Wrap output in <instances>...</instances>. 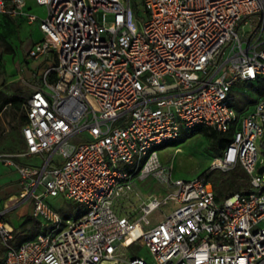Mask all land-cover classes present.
Returning <instances> with one entry per match:
<instances>
[{"label":"built area","instance_id":"2783aa9c","mask_svg":"<svg viewBox=\"0 0 264 264\" xmlns=\"http://www.w3.org/2000/svg\"><path fill=\"white\" fill-rule=\"evenodd\" d=\"M34 1L43 16L0 0L38 25L27 58L53 60L23 104L24 149L0 152L19 176L10 207L28 204L38 232L14 244L0 213V264H264V97L242 114L231 98L264 79V0ZM196 126L232 131L211 168H240L246 191L217 200L208 177L170 174L159 145ZM148 178L161 197L143 195ZM57 197L82 206L75 220ZM136 244L151 261L122 251Z\"/></svg>","mask_w":264,"mask_h":264},{"label":"rangeland","instance_id":"374dc122","mask_svg":"<svg viewBox=\"0 0 264 264\" xmlns=\"http://www.w3.org/2000/svg\"><path fill=\"white\" fill-rule=\"evenodd\" d=\"M133 9L136 12V5L139 0H132ZM43 8H33V14H40ZM142 14V10L139 11ZM245 27L254 28L252 21ZM241 33L242 29H237ZM36 28L22 27L17 32L13 23L6 16L0 17V103L6 98L18 97L27 99L30 96L32 87L42 82L44 71L52 66L53 60L48 59H28L26 54L28 46L37 37ZM27 58V59H26ZM233 106L238 114L248 112L254 103L260 99L256 93L255 83H238L231 94ZM25 115L24 108L17 109L13 105H7L0 112V152H17L23 148L21 129L23 127L22 117ZM258 149L257 169L264 167V146L260 140L256 141ZM160 158L168 168L170 174L183 180H192L201 174L208 172L212 182L223 191H235L234 183L247 185L244 180V173L240 170L228 172L211 168L213 161V149L210 140L198 133L185 139L177 148L167 147L160 151ZM21 163L31 166L42 165L43 160L40 155L23 158ZM122 171H127V166L121 165ZM10 174V171H7ZM12 175V174H10ZM237 179V180H236ZM139 189L148 198L151 196L161 197L164 194L163 188L148 178L140 183ZM9 201L0 203V213H3L2 221H7L14 228L13 243L32 237L37 232V224L30 215L28 204L11 206ZM49 205L56 210L64 219L75 220L82 206L60 197L48 199ZM159 217L150 216L151 223H156ZM124 254L140 255L146 261H151V257L144 246L136 244L127 249H122ZM2 257V247H0V258Z\"/></svg>","mask_w":264,"mask_h":264},{"label":"trees","instance_id":"16d2710c","mask_svg":"<svg viewBox=\"0 0 264 264\" xmlns=\"http://www.w3.org/2000/svg\"><path fill=\"white\" fill-rule=\"evenodd\" d=\"M255 83L256 85V93L260 95V97H264V79H258L255 82H248V84H252ZM25 103V99H20L18 97H11V98H5L1 103H0V112L2 111V109L4 107H6L7 105H13L14 107H16L17 109L21 108V106H23V104ZM26 120V116L24 115L22 117V123L24 125ZM202 134L203 136L207 137L210 140L211 143V148L213 149V158L218 156L220 154V152L222 151V149L230 142L231 137H232V131L226 132V133H219L215 130L209 129V128H204L202 126H196L193 129H191L190 131L181 134L178 138L173 139V140H169L166 142H163L161 145H159V149H164L167 147H175L177 148V146L182 143L185 139L190 138L192 136H194L195 134ZM237 170L242 171L240 168H237ZM243 172V171H242ZM244 173V172H243ZM202 176H206L211 180V176L208 172L199 175L198 177H202ZM237 180V179H236ZM245 183L247 182L245 175H244V180ZM238 181H236L234 183V186L237 188V190L235 191H223L222 189H220L217 185H215L213 182V186L215 189V194H216V199H222L232 193L235 192H244L247 190V185H242V184H238Z\"/></svg>","mask_w":264,"mask_h":264},{"label":"crops","instance_id":"0c3cea01","mask_svg":"<svg viewBox=\"0 0 264 264\" xmlns=\"http://www.w3.org/2000/svg\"><path fill=\"white\" fill-rule=\"evenodd\" d=\"M25 2H26V8L28 9V11L29 12H31V13H34L33 12V8H37V9H39V7L38 6H36V4H35V1L34 0H25ZM42 13H44V9L42 10V12L40 13L41 15H42ZM0 17H2L1 15H0ZM7 18H9V17H7ZM10 20H11V22L13 23V25H14V27H15V29H16V31L18 32L19 31V29L20 28H22V27H26V28H33L34 27V30H35V28H36V32H37V37H35L34 39H33V41H31V43L29 44V46H28V50L32 47V45L35 43V42H37V41H39L41 38H42V34H41V32L39 31V29H38V25H37V23L36 22H34V23H31V24H29L28 22H26L24 19H22V18H9ZM26 56H27V54H26ZM51 59V57L50 56H46V57H42V59H44V61H46V60H48V59ZM27 59V58H26ZM40 59V58H39ZM51 67V66H50ZM49 67V68H50ZM49 68H47V69H49ZM46 69V70H47ZM45 70V71H46ZM44 71V72H45ZM44 74V73H43ZM43 76V75H42ZM41 84V83H40ZM40 84H37L36 86H33L32 87V89L34 88V87H38V86H40ZM32 92V91H31ZM31 94V93H30ZM26 101V100H25ZM21 137H22V135H21ZM22 143H23V139H22ZM24 149V144H23V148H22V150ZM21 150V151H22ZM1 152H3V151H1ZM17 152H19V151H17ZM23 158H21L20 159V161L22 160ZM7 171H10V174H12V175H10V174H7V173H9V172H7ZM18 181H19V176H18V174H17V172L13 169V168H11V167H8V166H5V165H3V164H1L0 163V203H3V202H6L5 200H7V201H9L8 199L10 198V200L14 197V196H16L17 195V193H18V191H19V183H18ZM30 207V206H29ZM5 222H7V221H5ZM8 223V222H7ZM37 232H38V228H37ZM36 234V233H35ZM34 234V235H35ZM34 235L32 236V237H30V238H28V239H31V238H33L34 237ZM25 240H27V239H25ZM22 241H24V240H22ZM21 242V241H20ZM17 244V243H16Z\"/></svg>","mask_w":264,"mask_h":264},{"label":"water","instance_id":"95a60500","mask_svg":"<svg viewBox=\"0 0 264 264\" xmlns=\"http://www.w3.org/2000/svg\"><path fill=\"white\" fill-rule=\"evenodd\" d=\"M264 172V167L259 168V173Z\"/></svg>","mask_w":264,"mask_h":264},{"label":"bare ground","instance_id":"6f19581e","mask_svg":"<svg viewBox=\"0 0 264 264\" xmlns=\"http://www.w3.org/2000/svg\"><path fill=\"white\" fill-rule=\"evenodd\" d=\"M8 227H11V226L8 224Z\"/></svg>","mask_w":264,"mask_h":264}]
</instances>
